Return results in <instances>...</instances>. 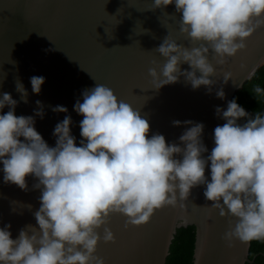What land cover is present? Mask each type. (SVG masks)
<instances>
[{
	"label": "clouds",
	"instance_id": "1",
	"mask_svg": "<svg viewBox=\"0 0 264 264\" xmlns=\"http://www.w3.org/2000/svg\"><path fill=\"white\" fill-rule=\"evenodd\" d=\"M168 5L180 14V33L199 46L182 47L166 36L156 48L165 63L159 73L148 70L156 89L183 77L193 90L205 86L210 94L215 69L209 53L222 66L264 28V0H152L149 10ZM184 63L189 67L182 70ZM230 77L225 73L222 83ZM43 83V76L30 78L33 94ZM16 91L27 103L21 82ZM252 91L256 99L264 97L259 84ZM215 95L225 98L222 86ZM17 104L10 93H0V172L4 183L21 190L27 189L26 177H34L39 208L36 226H25L16 238L10 224L0 227V264H104L94 253L101 239L97 229L104 226L103 241L114 239L106 226L110 214L126 217L125 227L139 226L163 206H183L200 185L211 208L232 218L223 235L229 247L235 240H264V111L250 114L236 98L226 108L217 106L215 115L224 123L214 128L209 152L203 123L173 120V126L186 127L178 142H166L161 133L148 135L139 111L102 84L83 90L73 105L82 116L78 145L70 115L56 123L55 145L49 146L34 126L45 114L41 102L27 116L15 114ZM52 111L68 109L57 105Z\"/></svg>",
	"mask_w": 264,
	"mask_h": 264
},
{
	"label": "water",
	"instance_id": "2",
	"mask_svg": "<svg viewBox=\"0 0 264 264\" xmlns=\"http://www.w3.org/2000/svg\"><path fill=\"white\" fill-rule=\"evenodd\" d=\"M151 8L152 0H0V93H10L18 101L17 116L33 115L36 101L41 102L45 114L43 119L35 118L34 126L49 146L55 145L53 129L65 115L71 116V132L79 144L82 116L73 111V105L83 90L102 84L139 111L149 123L148 135L161 133L166 142H178L186 127L173 126V120L203 123L202 139L210 152L213 130L224 123L215 108H226L227 101L250 80L249 74L264 65V28L246 38L245 48L226 57L222 66L209 53L215 69L209 77L213 81L210 94L205 86L193 90L183 77L156 89L148 70L155 68L159 73L165 63L156 51L163 39L167 36L182 47L199 45L180 33V14L174 5ZM188 67L181 64L182 70ZM225 73L231 77L222 83ZM33 76L44 77L39 94L32 92ZM19 82L27 90V103L16 91ZM221 86L223 100L215 95ZM57 105L68 112H53ZM7 111L5 107L3 112ZM205 175H209L207 166ZM35 183L29 175L27 189L21 190L4 183L0 172V227L10 224L12 238L25 226H36L33 213L39 208L40 190L33 188ZM203 191V185L194 187L183 206H163L139 226L125 227L126 217L110 214L106 226L114 239L103 241L104 226L97 229L101 239L94 255L104 264H165L176 230L194 226L193 264L249 262L250 242L235 240L228 246L223 235L232 218L211 208Z\"/></svg>",
	"mask_w": 264,
	"mask_h": 264
},
{
	"label": "trees",
	"instance_id": "3",
	"mask_svg": "<svg viewBox=\"0 0 264 264\" xmlns=\"http://www.w3.org/2000/svg\"><path fill=\"white\" fill-rule=\"evenodd\" d=\"M257 84L264 88V65L233 96L237 103L250 114H254L256 111H264V97L256 99L252 91L254 85ZM194 244V226L177 229L170 244L165 264H193ZM248 259L249 262L245 264H264V240L250 241Z\"/></svg>",
	"mask_w": 264,
	"mask_h": 264
}]
</instances>
